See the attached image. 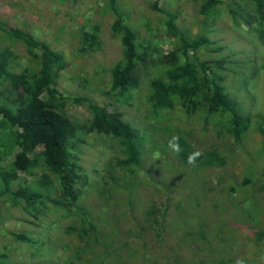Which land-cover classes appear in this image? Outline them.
I'll use <instances>...</instances> for the list:
<instances>
[{
  "label": "trees",
  "instance_id": "1",
  "mask_svg": "<svg viewBox=\"0 0 264 264\" xmlns=\"http://www.w3.org/2000/svg\"><path fill=\"white\" fill-rule=\"evenodd\" d=\"M182 1L196 12L198 21L226 18L236 30L243 25L257 32L264 46V0ZM132 6L122 0H100L99 19L83 20L78 40L80 50H99L103 47L105 34L115 35L119 60L108 71L106 94L120 105L132 106L134 101H140L137 105L143 106L154 122L169 123L157 126L154 131L158 134L157 140L165 139L167 143L170 137H164L169 134L180 137L182 151L179 155L173 153L179 164L193 166L187 163V156L198 149L187 140L188 132L184 128L171 124V117L177 118L175 110L180 111L186 120L197 123L199 131L204 134L222 138L220 146L214 144L199 150L202 155L195 166L206 168V178L214 185L226 181L228 177L216 170L235 160L247 134L253 131L264 139L261 112L243 113L235 99V92L240 87L248 88V80L235 76L241 74L242 68L236 69L235 65L239 64L229 60L228 54H222V47L206 36L205 29L199 27L189 35L175 24V15L164 11L156 1L150 4V10L162 16L161 27L165 33L163 42L156 41L157 44H167V51L159 53L156 44L153 45L155 39L150 37L151 41L141 43L139 30L135 28L138 27L136 10ZM2 15L0 12V17ZM141 28L142 33L150 34L147 23L141 24ZM64 67L62 53L52 49L45 40L0 20V162L6 160L3 165L0 163V203L30 208L32 222H37V216L51 207L65 212L67 206L75 205L77 199L87 192L89 196L109 201L116 194L125 192V173L133 174L145 150L142 147L144 133L134 129L123 113L86 100L89 116L86 131L112 142L110 147L103 145V148L113 154L101 168L91 164V168L94 165L92 173L100 171V175L97 181L88 183L86 168L80 162L86 134L78 131L74 120L67 115L64 110L67 98L56 87V78ZM228 75L234 79L230 84ZM152 133H148L150 138ZM263 151L264 147L259 154ZM249 168L250 165L246 166L245 173ZM262 174L264 178V172ZM246 181L250 180L242 177L231 181V185L243 191V195L254 200L256 205H264V201L260 202L255 192L249 190ZM15 183L20 186L13 187ZM261 183L264 191V181ZM233 191L229 188V193ZM176 193L175 189L164 191L162 199L171 204ZM45 203L49 204L45 206ZM35 204L40 206L39 209L34 207ZM76 210L73 212L74 221L65 231L74 236L73 247L78 252L68 264H105L108 251L103 244H98V240L105 243L106 238L111 237L84 209ZM62 214L65 218L66 213ZM147 214L151 216L153 209ZM1 219L0 215V223ZM9 235L31 250L40 246L37 238L30 239L26 233L11 231ZM87 236L93 239L85 241ZM164 236L159 241L163 242ZM262 236L263 232L255 238L260 240ZM201 239L204 248L186 255L191 263H197V258L205 259L206 255L215 256L216 264L231 262L229 258L219 257L221 249L217 246V237L203 233ZM109 248L121 264H127L128 260V264H153L144 257L143 246L132 249V262L126 255L129 245L121 243L119 248ZM7 260L8 254L0 252V264L8 263ZM63 262L66 261L59 263Z\"/></svg>",
  "mask_w": 264,
  "mask_h": 264
},
{
  "label": "rangeland",
  "instance_id": "2",
  "mask_svg": "<svg viewBox=\"0 0 264 264\" xmlns=\"http://www.w3.org/2000/svg\"><path fill=\"white\" fill-rule=\"evenodd\" d=\"M122 1L133 5L136 10L138 27H134L139 30V41L145 44L146 40L155 39L153 45L156 44V49L161 54L167 51L168 45L157 44L156 40L164 41L165 33L161 27L162 16L150 10L153 2L156 1L164 11L175 15V24L189 35L199 27L205 29L206 36L222 47V54H228L229 60L239 64L235 65L236 69L242 68L240 75L235 74L236 78L240 76L239 78L248 80L247 89L240 87L235 92L236 102L240 103L243 113L254 114L257 110L264 118V46L257 32L250 31L243 25L236 30L226 18L198 21L196 12L182 0ZM99 2L100 0H0V12H3L0 20L42 38L64 57L65 67L58 73L56 87L67 98L64 106L67 115L74 120L77 130L86 134L80 162L86 168L88 183H94L100 175V171L92 173L94 165L101 168L113 154L103 148V145L110 147L112 142L105 138L99 139L86 131L89 122L86 100L105 106L110 111L123 113L134 129L144 133L142 147L145 148L140 165L134 168L133 174L125 173L123 181L126 191L116 194L110 201L89 196L87 192L77 199L75 205L67 206L65 212L58 207L43 210L37 216L38 223L31 221L30 208H22L20 204L0 203V252L8 254L9 262L6 264H16L14 261L19 264L71 262L78 250L73 247L74 236L65 229L74 221L73 212L76 209H84L111 237L106 238L105 243L104 240H98V244H103L105 251H108L105 264H121L109 248H119L121 243L130 246L126 255L131 262L133 250L137 246H143L144 257L153 264H216L215 256L197 258V263H191L186 256L204 248V242H201L203 233L219 239V257L231 259L229 264H235L238 259L243 260L244 264H264V205H256L254 200L243 195V191L231 185V181L242 177L249 179L250 181H246L249 190L255 192L263 203L261 182L264 181V151L259 154L264 147L263 137L257 136L253 131L249 132L241 149L237 151L235 160L216 170L228 179L215 185L206 178V168L179 164L165 145L167 141L156 139L158 134L154 129L159 125L165 126L166 123L154 122L146 114L145 108L137 105L140 101H134L132 106L120 105L106 94L109 89L108 71L119 60L118 38L113 34H105L101 49L85 52L80 50L78 40L79 31L84 26L83 20L99 19ZM143 23L150 27L149 36L142 33ZM233 80L230 75L227 76L229 84ZM174 114L177 118L172 116L171 124L188 132L187 140L194 148L202 150L214 144L221 145L222 138L199 131V125L183 118L180 111L175 110ZM148 133H152L151 138ZM171 136L173 134L164 138ZM157 151L160 153L159 159L154 158ZM5 162L6 160H2L0 163L3 165ZM91 164H94L92 168ZM248 165L251 168L245 173ZM17 185L19 184L15 183L13 187ZM229 188L234 191L229 193ZM173 189L177 192L175 201L165 203L162 193ZM48 204L45 203V206ZM34 207L39 209L40 206L35 204ZM151 209L153 214L149 216L147 213ZM62 213H66L65 218ZM11 231L26 233L30 235V239L37 238L42 247L38 246L33 251L29 246L19 244L9 235ZM261 232L262 238L256 239V235ZM162 236L163 242L159 241ZM167 237L171 239L167 240ZM91 239L92 236H87L85 241ZM159 243L161 246H158ZM62 261L66 262L59 263Z\"/></svg>",
  "mask_w": 264,
  "mask_h": 264
},
{
  "label": "clouds",
  "instance_id": "3",
  "mask_svg": "<svg viewBox=\"0 0 264 264\" xmlns=\"http://www.w3.org/2000/svg\"><path fill=\"white\" fill-rule=\"evenodd\" d=\"M179 140H180V137L178 135H173L170 137V139L168 140V143H167L168 149L176 155H179L180 152L182 151L180 144H179ZM201 155H202V153L199 150L190 153L187 156V163L189 165L195 166L196 161L201 157ZM159 157H160V153L158 151L156 153H154L155 159H159ZM235 264H244V261L238 259L235 262Z\"/></svg>",
  "mask_w": 264,
  "mask_h": 264
}]
</instances>
